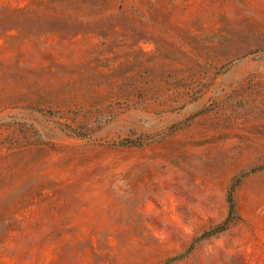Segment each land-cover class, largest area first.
<instances>
[{
	"label": "rangeland",
	"instance_id": "obj_1",
	"mask_svg": "<svg viewBox=\"0 0 264 264\" xmlns=\"http://www.w3.org/2000/svg\"><path fill=\"white\" fill-rule=\"evenodd\" d=\"M0 264H264V0H0Z\"/></svg>",
	"mask_w": 264,
	"mask_h": 264
},
{
	"label": "trees",
	"instance_id": "obj_2",
	"mask_svg": "<svg viewBox=\"0 0 264 264\" xmlns=\"http://www.w3.org/2000/svg\"><path fill=\"white\" fill-rule=\"evenodd\" d=\"M238 182H239V180H238ZM233 188H234V186L231 188V191L229 193V202L231 204V206H230V216H232L233 212H234V204H233V199H232ZM225 227H226V224L221 226V227H218L217 229L214 230V232H221V231L225 230Z\"/></svg>",
	"mask_w": 264,
	"mask_h": 264
}]
</instances>
